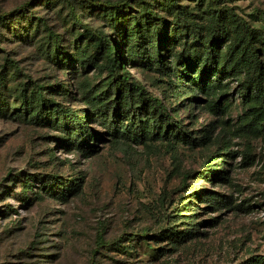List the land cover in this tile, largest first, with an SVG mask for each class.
Segmentation results:
<instances>
[{"label":"rangeland","instance_id":"obj_1","mask_svg":"<svg viewBox=\"0 0 264 264\" xmlns=\"http://www.w3.org/2000/svg\"><path fill=\"white\" fill-rule=\"evenodd\" d=\"M221 1L264 31V0ZM128 4L116 13L79 0H0V264H264V135L242 127L243 73L211 76L205 92H187L168 72L175 53L200 45L175 16L204 36L207 1ZM144 8L167 20L155 48ZM86 26L116 39L129 81L160 99L191 142L108 134L89 103L107 87L98 66L105 54ZM133 44L145 56H128ZM84 55L96 65L81 63ZM218 101L226 109L213 114L208 104ZM52 102L87 122L95 151L66 145L52 122L31 121L38 104ZM212 168L226 174L213 178ZM60 182L78 188L60 198L48 191ZM211 193L227 196V204L211 208ZM170 227L183 236L169 235Z\"/></svg>","mask_w":264,"mask_h":264},{"label":"trees","instance_id":"obj_2","mask_svg":"<svg viewBox=\"0 0 264 264\" xmlns=\"http://www.w3.org/2000/svg\"><path fill=\"white\" fill-rule=\"evenodd\" d=\"M79 1L110 7L116 13L128 12L130 9L129 0L116 3L104 0ZM200 1H207L212 13L208 31L202 36L189 19L180 15L175 16L174 21L180 30L186 32V27L190 26L192 37L197 39L200 45L183 47L181 51L175 53V64L168 72L175 77L177 85L183 84L187 92H205L209 88L211 76H219L222 73L230 75L243 73L241 97L247 104V109L242 127L246 131L264 135V61L256 46V42H260L264 48V31L252 27L235 11L234 7L223 4L221 0ZM144 11L154 20L153 29L149 34V46L155 48L156 44L162 41L167 20L158 12L148 8H144ZM231 30L235 35L221 55L220 47L229 41ZM85 32L98 41L105 54V62L98 66L106 69L108 73L107 87L92 97L89 103L108 134L113 136L131 134L134 138H145V140L168 138L177 142H191L188 131L160 99L149 94L142 83L135 80L129 81V74L124 69L122 50L116 39L108 38L102 31L87 26ZM136 54L145 56L146 50L142 45L129 46L128 56ZM80 60L81 63L96 65L94 56L84 55ZM160 68L164 70L163 66ZM193 70L195 72L193 76L187 75V72H193ZM113 94L115 96L111 98ZM24 106L27 110H31L29 103L25 102ZM50 106L52 107L38 104L30 112L31 121L52 122L55 128L66 133L68 146L73 145L85 153L96 150V145L90 142L94 133L87 122H84L77 113L53 102ZM208 108L211 113L220 114L225 111L226 104L221 101L211 102ZM142 114L145 115V119H142ZM125 122H129L131 127L123 126ZM208 138V134L204 133L202 139ZM211 172L213 178L216 176L223 178L226 174L225 171L217 172L214 168ZM206 174L208 176V173ZM44 184L47 185L48 181H44ZM77 188V184L73 182H60L55 185L49 184L48 191L60 198H65L69 192ZM209 199L212 201L211 208L218 210L227 204L228 198L225 195L219 198V194L211 193ZM167 232L172 237L183 236L174 231L173 227H170Z\"/></svg>","mask_w":264,"mask_h":264}]
</instances>
